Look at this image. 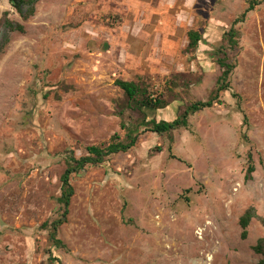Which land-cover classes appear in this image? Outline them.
<instances>
[{"label": "rangeland", "instance_id": "374dc122", "mask_svg": "<svg viewBox=\"0 0 264 264\" xmlns=\"http://www.w3.org/2000/svg\"><path fill=\"white\" fill-rule=\"evenodd\" d=\"M255 2L230 50L226 33ZM5 12L26 31L0 55V264L260 261L264 0H41L27 21L1 0L0 20ZM191 31L203 38L195 51ZM220 49L235 66L220 103L171 136L141 125L208 101L222 74ZM119 80L145 85L168 106L129 108ZM123 123L138 126L136 146L73 175L59 229L65 248L55 249L43 225L61 216L67 157L124 139ZM250 208L259 219L243 240L240 219Z\"/></svg>", "mask_w": 264, "mask_h": 264}, {"label": "trees", "instance_id": "16d2710c", "mask_svg": "<svg viewBox=\"0 0 264 264\" xmlns=\"http://www.w3.org/2000/svg\"><path fill=\"white\" fill-rule=\"evenodd\" d=\"M1 2V0H0ZM41 0H10L11 6L16 10L19 16L27 21L35 16L36 6ZM255 5L260 3L255 2L247 9V11L238 18L230 31L226 33L225 38L229 45L230 50H234L239 45L240 32L236 28L238 24L245 21L247 14L254 10ZM10 14L5 12L0 20V55L5 48L9 45L11 36L14 33H25V27L21 23L15 22L10 19ZM203 40L202 35L198 32L191 31L189 33V50L195 51L199 47V43ZM218 64L222 71L220 78L218 79L216 89L210 96L208 101H199L188 105L184 112L177 117L174 121H142L141 125H145L150 131L157 135H173L176 131L190 128V118L197 113L204 110L213 108L214 105L220 103L222 94H225L231 90V75L234 72L235 66L229 62L228 53L224 49L218 51ZM128 99V107L135 110H142L144 108L150 110H162L168 105L160 98L152 96L148 87L140 85L135 82H128L119 80L116 82ZM236 96V95H235ZM245 125L248 124L247 118H245ZM122 128L126 130V136L121 139L119 135L112 137L111 142L104 146H91L87 148L88 155L76 158L74 155L67 157V169L64 172L62 181V193L58 199L60 205L61 216L58 217L51 224L46 223L44 228L49 231V240L52 246L56 249L65 248V244L59 238V229L66 223L67 217L70 213L71 201L75 195V189L72 185V177L83 171L87 166H97L106 162V160L114 155L121 153H127L132 150L138 142V126L129 127L128 124L123 123ZM242 141L250 145V141L247 132L241 136ZM252 154L249 155L250 166L247 171L246 180L250 181L253 178L255 167L252 161ZM254 219H259L254 208L248 209L240 219V226L243 230L242 239L246 240L248 236V228ZM254 252L261 257L257 264H264V238L258 240L254 247ZM53 264H60L58 259H54Z\"/></svg>", "mask_w": 264, "mask_h": 264}]
</instances>
